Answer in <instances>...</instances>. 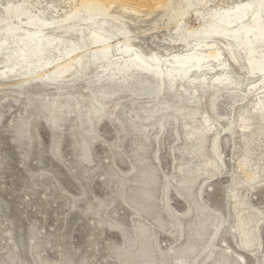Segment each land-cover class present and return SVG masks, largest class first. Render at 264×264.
<instances>
[{
	"label": "bare ground",
	"instance_id": "1",
	"mask_svg": "<svg viewBox=\"0 0 264 264\" xmlns=\"http://www.w3.org/2000/svg\"><path fill=\"white\" fill-rule=\"evenodd\" d=\"M210 2L0 0V87L13 83L16 95L24 97L25 135L31 139L37 117L55 134L64 117L74 114L80 132V140H75L79 159L90 163L102 120L115 125L119 136L124 129L117 113L123 110L141 134L127 171L116 174L114 195L133 218L132 231L108 223L123 240L115 253L119 264H167L170 256L174 264H228L233 255L225 239L219 252L215 250L220 235L226 233V218L203 200V187H211L215 177L226 174L221 137L230 135L234 141L240 133L244 147L238 172L230 175L233 180L237 173L247 176L245 184L264 176V160L256 152L264 147V0H239L219 8L208 7ZM113 5H118L119 14L111 12ZM142 8L150 12L161 8L168 25L174 26L175 39L170 43H180L182 51L146 53L132 43L125 15ZM190 11L197 17L196 27L184 26ZM232 65L241 74L233 73ZM243 85L245 89L240 88ZM49 89L53 92L46 93ZM250 96L253 100H248ZM124 97L127 105L122 106ZM220 97L228 100L227 115L218 112ZM137 100L144 102L136 106ZM168 120L184 158L171 177L174 193L187 205L182 213L172 207L167 177L159 169L160 140ZM152 144L155 162L151 163ZM105 146L112 158L119 156L117 140ZM52 150L57 151L55 140ZM111 164L116 167L114 160ZM236 192L233 187L228 196L237 210L229 232L238 235L240 249L250 251L255 245L258 253L255 216L242 212L246 202ZM156 201L160 216L163 211L170 218L167 223L160 219ZM158 231L176 243L166 252L159 249ZM235 259L243 263L240 255Z\"/></svg>",
	"mask_w": 264,
	"mask_h": 264
},
{
	"label": "rangeland",
	"instance_id": "2",
	"mask_svg": "<svg viewBox=\"0 0 264 264\" xmlns=\"http://www.w3.org/2000/svg\"><path fill=\"white\" fill-rule=\"evenodd\" d=\"M237 1L211 0L212 5L209 3L208 7H226ZM112 7L110 10L113 14L120 13L118 5ZM144 9H139L141 12L135 15H125L134 37L132 43L146 53L150 50L163 53L164 49L182 51L180 43H170L175 39L174 26L168 25L161 8H155L152 12ZM202 9L204 11L206 8ZM191 12L184 19V26L196 27L197 17ZM230 69L233 73L241 74L234 65ZM12 84L8 82L0 87V264H119L115 261V253L117 248L123 246V240L108 223L132 231L133 218L128 206L114 195L118 186L116 174L127 171L130 161H133L135 142L141 138V134L122 110L117 117L123 123L124 133L118 136L117 127L107 119L102 120L97 126L100 139H96L91 146L92 161L81 162L75 142L76 139L80 140V132L76 128L74 114L64 117L55 134L42 118L37 117L30 139L24 134L22 120L28 118L24 112L25 99L16 95V88ZM82 84L79 82V85ZM240 88L245 89V85ZM52 92L51 89L46 91ZM248 100L253 98L250 96ZM69 101L73 103V100ZM122 101V106L127 105L125 97ZM142 102L137 100L135 105ZM227 103L226 97L216 101L221 116L226 111V115L229 114ZM173 128V122L168 120L160 140L159 169L167 177L172 207L182 213L187 205L174 193L171 177L177 164L184 158L179 151L181 141H177ZM179 133L183 139L182 129H179ZM54 140L57 143L56 152L52 150ZM116 140L120 144L119 156L112 158L105 143L112 144ZM153 147L154 144L148 152L151 163L155 162ZM221 147L226 174L215 177L210 183L211 187H203V200L226 218V233L220 235L215 250L219 252L223 246L221 240L225 239L233 255L228 256V264H264V176L251 184H245L247 176L244 173H237L234 180L230 176L237 171L243 154L240 133L235 135L234 141L230 135H223ZM256 152L264 160V147L256 149ZM113 160L116 167L111 168ZM263 162L259 163L260 166ZM162 175H157L161 182ZM106 179H109L108 184H105ZM238 182H244L243 186L237 187ZM233 187L239 198L243 197L246 202L242 207L246 210L242 212L252 211L255 216L252 225L257 224L258 227V253H255V245L250 251L240 249L237 246L238 235L229 232V228L235 224L237 212L228 197ZM111 201L113 204L109 205ZM156 205L160 216L157 201ZM161 216L160 219L166 223L170 219L163 211ZM157 239L163 252L176 244L162 231H158ZM159 249L155 248L157 258ZM237 255L243 258V263L235 259ZM172 263L170 256L167 264Z\"/></svg>",
	"mask_w": 264,
	"mask_h": 264
}]
</instances>
